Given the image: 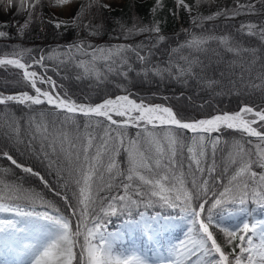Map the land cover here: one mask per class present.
<instances>
[{"label":"snow or ice","instance_id":"6c2138e0","mask_svg":"<svg viewBox=\"0 0 264 264\" xmlns=\"http://www.w3.org/2000/svg\"><path fill=\"white\" fill-rule=\"evenodd\" d=\"M47 2L52 7L63 8L75 0ZM214 2L195 0V7L198 9L201 4ZM0 3L6 4V11L15 7L17 15L27 13L24 23L18 26V31L23 34L37 17L36 9L43 5L44 0H0ZM259 3L264 7V0H259ZM174 4L176 9L190 14L194 10L186 0H174ZM163 7V0H155L151 9L153 19L149 24H144L138 16L132 17L130 26L120 22L122 33L127 37L147 33V38L152 41L147 47H156L166 40L161 31V21L156 19L158 10ZM93 8L100 12L110 9L111 5L101 0H88L80 5L70 21L49 22L54 23L57 29L71 25L91 28L90 35H99L102 24L84 23L86 15H93ZM241 10L249 13L259 11L255 3L235 0L232 10L219 9L206 16L197 11L191 19L196 27H202L203 21L226 16L229 11L236 16ZM169 11L178 16L174 9ZM8 26L7 22L0 23V28ZM237 32L258 37L260 46L243 47L239 37L230 34L217 37L202 33L193 34L180 47L205 55L211 52L224 62L220 51L210 47V42H218L224 53H231L234 57L226 62L229 72L235 75L239 68L238 81L253 92L259 89L264 100V55H261L264 51V23H242ZM7 35L0 31V37ZM87 47L91 49V58L75 61V67L82 69V74L76 77L78 80H107L105 72L97 66L98 61L104 62L108 73L116 71L124 76L127 72L120 73L114 66H124L131 71L129 54H134L142 64L150 63L147 56L141 55V50L146 47L144 43ZM68 48L69 52L63 54L68 63L74 60L70 55L72 49L87 54L82 41ZM175 51L177 49H173ZM31 52V49H20L0 55V67L11 66L20 70L17 85L30 86L35 92L34 95L28 91L0 93V105L7 108L9 102H14L27 106L33 113L28 119L30 138L27 146L34 150L32 145L39 141V150L48 160L49 168L54 169L58 180L63 181L59 187L64 189L62 199L70 209V215H65L41 193L24 187L23 177L18 183L0 180V213L8 214L6 218H0V256L15 257L11 261L0 260V264H264V219L254 218V210L248 208L249 203L264 208V171L253 170L254 165L264 169V107L257 109L245 103L235 112L223 111L196 119L185 118L180 111L162 104H146L144 100L138 103L129 95L108 96L99 103H78L66 90L61 95L52 77L30 70L34 64L47 67L43 55L32 59L29 64L26 58L31 59ZM47 59L65 63L61 54L55 52H50ZM181 59L187 67L176 66L179 76H192L196 67L201 71L206 67L198 56ZM208 59L211 60L212 56ZM144 71L147 74V67ZM151 71L162 75L163 71L171 73L172 68L162 70L153 67ZM254 71L255 76L252 75ZM38 82L49 85V89L38 86ZM229 82L233 87L237 84V80ZM216 83L207 81L210 87ZM85 99L90 101L91 97L86 96ZM45 104L56 111H36L34 106ZM78 113L86 120L83 132L76 119ZM113 114L126 118L116 120ZM98 118H105L108 126L105 127L104 121ZM94 119L95 127L103 128L102 135L93 134L90 130L93 125L88 122ZM7 124L19 131L16 121ZM157 124L165 127L157 131ZM148 125H152L151 130ZM129 126L141 129L136 138L128 136ZM224 129L238 131L241 139L233 141L234 150L218 163L216 151L220 137L213 138L212 134ZM181 130L193 133L190 143ZM251 137L260 142L255 145V152L245 146L252 143L247 139ZM121 151L126 153V168L117 160ZM0 156L50 187L40 172L19 163L8 151L0 149ZM2 171L8 172L9 169ZM56 195L61 196V192L56 191ZM38 204L47 210L37 211ZM156 207L161 211L148 213L147 209ZM141 208L145 210L140 211ZM177 209L178 216L166 214L167 210ZM122 216L127 217L122 221L123 231H109L111 218ZM235 216H242V219L226 222ZM72 217L76 218L75 226ZM177 220L186 222L187 230L183 239L174 241L169 234L176 227ZM213 229L223 234L231 251H225ZM125 234H139L152 247L139 249L133 243L129 248H119L117 241L122 240ZM77 248L80 249L79 254L75 251Z\"/></svg>","mask_w":264,"mask_h":264},{"label":"trees","instance_id":"16d2710c","mask_svg":"<svg viewBox=\"0 0 264 264\" xmlns=\"http://www.w3.org/2000/svg\"><path fill=\"white\" fill-rule=\"evenodd\" d=\"M150 1H145V2H129L122 6L121 8L114 9L109 11V17L107 22L105 23V31L103 33H100L97 35L98 37H102L104 40L102 42L108 43L109 41H114L118 42L119 40H123L125 38V35L122 33L120 29V22H125L127 25H131L132 23V17L138 16L142 19L144 24H149L151 20L153 19L152 12L150 9ZM164 7L162 10H158L156 14V19L161 21V30H163L162 34L166 36V40L163 42H160L156 47L149 49L147 45L152 43L147 37V33H143L140 35H136L135 40L131 41L134 45H138L141 43H144L146 47H144L141 51V55H144L146 53L149 57H153L155 60H157V64L154 66H148L147 69V74H145L144 69L146 66L144 65H139L138 67L132 66V70L128 71V69L124 66L122 68L118 67L120 73L127 72V76L117 74L116 71L112 73H108L106 67H104V62L99 61L97 62V66L102 69H105L103 72L107 75V80H104L103 82H97V83H105L108 81L112 82H117L118 85H121V87H115L113 88L110 92L108 93H102L96 97L101 99L103 96L107 94H115L118 92H130L133 95H141V96H150L148 100H166L165 93H174V94H183L181 98H184V96H189L190 98H194L198 100V106L204 105L205 109L204 110H197L192 114L188 113H182L180 111V107L177 105V103L173 100L170 102V104L173 106L175 111H180L185 118H196L198 116L202 115H207L211 114L215 111L218 110H236L240 107L241 104L243 103H249L253 105L256 108L259 107H264V100L261 99V91L257 89L256 91H252L251 89H248L249 92L245 93L243 97L238 96L235 94L236 92L234 91L235 87L230 84V80H237L238 86H244L243 83L238 81V76H239V68L236 69V74L232 75L228 68H227V61H231L234 57L231 53H224L223 51V46H218V42L212 41L210 42V47L212 49H216L220 51L222 54V58L224 62H221L220 59H216L213 53L209 52L207 55L203 53H196L194 49H188L187 47L181 49V45H184L186 41L191 39V36L194 35H200V34H207V35H214V36H223V35H229L233 34V37H239L240 43L242 44L243 47H259L260 46V41L258 37H250L247 36L246 33H238L237 30L240 28H235L234 33L227 31V28L224 27V25L228 26L229 23H237L241 22L242 18H247L244 15H241L244 13V10H241V13L236 16L231 15V11H229V14L226 16H221L217 17L212 21H203L202 27H196L194 23L187 22L185 19H183L184 23H189L186 24L188 26V29L186 28L185 30H179L178 33H176L177 41L174 44L169 45L168 44V39L170 37V34H167V30H170L173 27H177V23L175 21V18L169 10L172 8L173 9V0H164ZM234 8V4H228L225 9L232 10ZM211 13V12H210ZM208 13H201L202 15H209ZM255 13H257L255 15ZM250 15L249 18H260L261 20L264 21V7L260 8L259 11L254 12V13H248ZM251 20V19H250ZM221 22V24H219ZM222 26L223 28L220 30L219 26ZM37 23L34 26L33 29H36ZM2 29V28H1ZM11 33L13 34L12 38L6 36L5 38H8V40L5 39H0V54H5V53H11L13 50L19 51L22 49L23 45H28L24 46L27 49L32 50L31 59L32 56L35 54H42L44 53L45 56V61L49 65L50 63H54V59H47V56L50 52H55V48L61 49V43L55 41L58 38H64L67 37V39L64 40L65 43H69L70 45H73L77 42L75 40H81L85 46L88 45V42L84 38L83 35L81 36H72L75 33V29L72 26H67L64 27L62 26V30L59 31L57 34H48L46 37L49 42L46 44H31V37H28V35L24 38L19 37L13 29H11ZM166 33V34H165ZM29 34V32H28ZM86 37V36H85ZM123 37V38H120ZM101 38V39H102ZM252 41L253 44H250L248 42ZM50 42H53L50 44ZM63 42V43H64ZM94 46V45H93ZM53 48V49H52ZM173 49H177V51L173 52ZM61 51V50H58ZM145 51V52H144ZM86 52V49H85ZM164 55V57L159 58L160 55ZM131 55V54H130ZM261 55H264V51L261 52ZM146 56V55H144ZM147 56V57H148ZM192 57V56H198L199 60L206 66L203 71L199 67H196L194 69L195 75L192 76H179L177 74V65L187 67L186 63L184 60L181 59V57ZM208 56H212V59L209 60ZM148 57V58H149ZM162 60L163 62L162 65L165 63L170 64L172 63V71L171 73L167 71H163L162 75H156L154 72L151 71L153 67H159L160 69H167V66H159L160 62L159 60ZM27 61L30 60L29 58H26ZM150 60V59H149ZM151 62V61H150ZM65 63L68 65H72V63H68L67 59L65 60ZM141 63V62H140ZM166 64V65H167ZM66 66V65H65ZM143 67V68H141ZM257 66V71H258ZM124 69V70H123ZM5 70H14L15 73L17 74L19 70L12 68L11 66H8L7 68L5 67H0V73L4 72ZM51 72L55 74V76L58 78L57 74L55 71L51 68H49ZM223 74V75H222ZM253 76L256 75V71L252 73ZM94 79V78H93ZM208 80H214L217 81V83L213 86H208L207 81ZM245 81H247V76L245 77ZM256 83H260L259 81H256ZM17 84L15 85H4L0 82V90H5V91H15L19 89H28L32 90L30 86L25 87L22 84L16 87ZM138 87V89H146V90H153L157 91L159 93H164L162 94H156V93H144L139 90V92L136 90H133V87ZM223 89L229 90L227 93L224 92ZM231 90V91H230ZM139 93V94H138ZM139 95V96H140ZM180 96V95H179ZM221 98H227L229 100V104H222L221 103ZM233 98V101L231 100ZM203 99H206L203 103ZM193 100V99H192ZM91 101H97L96 100H91ZM36 108V111L39 112L41 109L47 110V111H56L53 109L51 106H34ZM40 109V110H37ZM31 115H33L32 112L29 111L27 106L25 105H17L14 102H9V105L7 108L3 105H0V149L4 151H8L18 162L26 163L33 168H37L41 174L48 180L50 185L62 192L64 194V189L60 188L59 185L52 182L49 176H55L57 177L56 171L54 169L49 168L44 169L42 167V164L47 161L48 165V160L44 158L42 153L39 150V141H37L36 145H32V149L34 150H29L28 146H25L24 142H19L14 133V128H9L7 122L13 121L15 118H29ZM76 119L78 121L84 120L85 118L81 114L76 115ZM102 121H104V125L109 124L108 121L104 118H98ZM95 120V119H94ZM115 128V126H112ZM150 130L152 129V126H147ZM165 126H157V131L160 129L164 128ZM100 129V128H96ZM17 131V130H16ZM141 131V129H138L133 126H129L128 128V136L130 138H136L137 132ZM221 132H227L232 135V138L228 143V151L231 148L233 149V142L232 140H237L241 139V133L236 132L234 130H229V129H224ZM213 133L212 136L215 138L216 136H220L222 134L226 135V133ZM182 135L186 138L187 142L190 143L191 139L193 137V133H189L186 130H181ZM28 139L29 134H27ZM247 139H254L253 137L247 138ZM28 141H26L28 145ZM253 145V146H252ZM252 145H247V148H251L253 152H255V146L252 143ZM220 147V144L217 145V151H216V158L219 156V150L218 148ZM185 156H187V149L185 148L184 150ZM208 154H209V163L211 162V146L209 145L208 147ZM124 155L122 159H120V156ZM121 155L117 157V160L120 159V163L122 166V162H126V153L121 151ZM218 157V163L219 161ZM258 168V167H257ZM3 169H9L8 172H3ZM254 170V169H253ZM48 173H47V172ZM264 171V169H261L259 172ZM23 177V183L24 187L26 188H31L34 189L35 191L41 193L44 197V199L52 201L53 203L57 204L59 208L65 212L67 215H70V211L67 207V204L62 201L60 196H57L55 193H53L48 187H46L43 182L40 181L38 177L35 176H30L29 174L23 173L21 169L15 168V166L11 165V162L8 161L6 158L0 156V180H3L5 182L9 183H18L21 182L20 178ZM63 183V181H61ZM68 195H71V193H68ZM248 208L250 210H254L253 213H259L260 208L259 206L255 204L249 203ZM38 210L45 211L47 210L46 208L40 206L39 204L37 205ZM144 209V208H141ZM150 211H153L154 209H147ZM173 210H167V212H171ZM178 212L179 210H175ZM259 211V212H258ZM116 218V217H112ZM73 219V218H72ZM225 251H228L227 248H225Z\"/></svg>","mask_w":264,"mask_h":264},{"label":"rangeland","instance_id":"374dc122","mask_svg":"<svg viewBox=\"0 0 264 264\" xmlns=\"http://www.w3.org/2000/svg\"><path fill=\"white\" fill-rule=\"evenodd\" d=\"M145 1H150L151 2L150 3V9H152L153 5L155 4V0H101L102 3L110 4L111 8L110 9H103L100 12H97L96 9L93 8L92 9L93 15L92 16L86 15L85 18H84V23H88L89 21H91V23L93 25L102 24L103 27H102L100 33H103L105 31V25H106L105 23L107 22L108 17H109V11L121 8L122 6H124L125 4H127L129 2H145ZM87 2H88V0H75V2L70 5L69 9L67 11H64V9L61 8V7H52V6H50L48 4L47 0H44L43 5L40 6V7H37V9H36L37 17L33 20L31 25L29 26V28L26 29L23 34H21L18 31V26L20 24L24 23L25 19L27 18V13H21V14L17 15L15 7L11 8L8 11H6L5 10L6 7H7L6 4L0 3V23L7 22L10 25L8 27H2V29L0 28V31H5L6 33H8L7 36L12 38L13 34L11 33V29H13L14 32L21 38H24L27 35H28V37H31L32 38L31 42H30L31 44H34V43L46 44L47 42H49V40L46 38L48 36V34H51V33L57 34L59 31L62 30V27L57 29L55 27L54 23H50L49 21H52V20H59V21L67 20V21H70L71 18L73 16H75L76 12L79 10L80 5L81 4H86ZM186 2L188 4H190V5H193V9L194 10L192 11L191 14L188 11L176 9V6H175L174 0H173V4H174L173 9L178 13V16H174L173 15L174 18H175V21L177 23V27H173L170 30H167V34H170V37H169V39L167 41L169 45L174 44L177 41L176 33H178L179 30H185L186 28L188 29V26L186 24H189V23H184L183 19H185V20L187 19L186 21L190 22L192 24L193 21L191 19V16H195L197 14V11L200 14L201 13H208V12L212 13V12H215V11H217L219 9H225L229 3L235 5V0H215L214 3L201 4L199 6V8L197 9L195 7V0H186ZM248 2L255 3L257 9L262 8V5L259 3V0H240V3H248ZM163 3H164V0H163ZM248 13L249 12L244 11V13L241 14V15H244L245 17H247V18H242L241 22H237L236 24L230 22L228 26L224 25V27L227 28V31H230V32L234 33V29L235 28H240V25L242 23H244V24H246L248 22H252V23H256V24L264 23V21L261 20L262 19L261 16H260V18H254V17L249 18L250 15ZM252 13H254V12H252ZM256 14L257 13H255V15ZM134 16H135V14H134ZM36 23H37V27H36V29H33L34 26L36 25ZM219 24H221V22H219ZM163 27L161 26L162 29H163ZM73 28L75 29V33L72 36H81V35H83L84 38L86 39V41L88 42V45H92V46L94 45L93 47H98V46L110 47L112 45H118V44H131V45H134L133 43H131V41L135 40V38H136L135 36H131V37L125 36V38L123 40H119L118 42L109 41L108 43H105V42H102V40H104L102 37H101L102 38L101 39L97 35H95V36L90 35V32L92 31L91 28H84V27H80V28L73 27ZM222 28L223 27L220 25L219 29L221 30ZM161 31L163 32V30H161ZM28 32H29V34H28ZM230 35L233 36V34H230ZM67 37L58 38L55 41V43H57V42L61 43V49L55 48L54 51L56 50L55 53L61 54V59H63V60L67 59L63 54L69 52L68 46L70 44L64 42V40L67 39ZM120 38H123V37H120ZM0 39L8 40V38H5V37H0ZM75 42L78 43V42H81V40H75ZM246 42H248V41H246ZM51 43H53V42H50V44ZM248 43L253 44L252 41H250ZM24 46H28V45H23V47H22V49H27ZM87 46H85L86 53H87L86 55L82 54L80 52H76L75 49H72L70 55L74 57V60H73V63H72L71 66L66 64V63L62 64V63H60L59 60L54 59V63H50L51 65H49L46 62H44L45 65H47L46 68L45 67H41L40 65H35L34 64L31 69H33V71H37L38 73H40L42 75H45L46 77L50 76L55 81L57 80L56 81L57 91H59L61 93V95H63V92L66 90L68 92L69 96H71L73 99H75L77 101H88V102H90L91 100H96V99L98 100V98H100V97H96V96H98V95H100L102 93L110 92L113 88L117 87L118 83L115 82V81L114 82L108 81V82H105V83H97L99 81H96L93 78H85V79H81V80L76 79V77L78 75L82 74V69H78V68L75 67V61L76 60H81V59L88 60V59L91 58V49L88 48ZM58 50H61V51H58ZM31 54H32V52H31ZM41 55L44 56V53L35 54V55L32 56V59H39V57ZM144 55L148 56L146 53H144ZM162 57H164V55L161 54L159 56V58H162ZM159 58H158V60H159ZM215 58L219 59L216 56H215ZM32 59H30V61L28 60L29 64L32 63ZM149 59H150L149 61H151V62L148 63L147 65H145V64L140 63V61L136 60L134 54H131V55L129 54V62L132 64V66H135V67H138L139 65H144L146 67L151 66V65L154 66L158 62L152 56L149 57ZM159 62H160L159 66H162V67L167 66V68H169V67L173 68L172 63H170V64L165 63L164 65H162L161 62H163V61L159 60ZM117 66L119 68H122V66H120V65H117ZM51 67L55 71V73L57 74L58 78L55 76V74L53 72H51L49 70V68H51ZM141 68H143V67H141ZM104 70L105 69H102V71H104ZM17 79H19V77L17 76V74L15 73L14 70H5L4 72L0 73V82L2 84H4V85H15V84H17L16 83ZM18 86L19 85H17L16 87H18ZM38 86H40V87H42L44 89H49V87H50L47 84H43L42 85L39 82H38ZM132 89L135 90V91L137 90L138 92L140 90V91H142L144 93H149L150 92V93H156V94H162V95L164 94V93H159V92L153 91V90L138 89L137 86L133 87ZM19 90H21V89H19ZM222 90L224 92H226V93L229 91V90H226V89H223V88H222ZM3 91H5V90H3ZM15 91H17V90H15ZM234 91L236 92L235 94H237L240 97H243L245 93L249 92V90L246 89L244 86H238V85L235 86ZM165 94H166L165 95L166 100H162V101L164 103L168 104V105H171L170 102H172L171 99H173L177 103V105L180 107V111L182 113L192 114V113H194L197 110H204L205 109L206 104H204L205 103L204 101L206 99L201 100V101H203L202 104H204L203 108H201L200 106H198L199 105L198 104V100L194 99L192 97L190 98L189 96H184V98H181V97H183L182 96L183 94L182 95L181 94H174L172 92L171 93H165ZM109 95H113V93L112 94H107V95L103 96V98L106 97V96H109ZM139 95H137V96L134 95V97L139 98V99H144L147 102L148 101H153V100H148L150 98V96H141V95L139 96ZM86 96H90L91 100L89 101V100L85 99ZM220 100H221L222 104H229L230 103L227 98H221ZM231 100L233 101V98H231ZM156 101H158V100H156ZM44 106H48V105L45 104ZM251 106H253V105H251ZM259 108H261V107H259ZM37 110H40V109H37ZM125 118L126 117H120L119 120H122V119H125ZM28 119L29 118H25V117H22V118L18 117V118L13 119V121L17 122L18 129H19V131L17 132L16 128H14V133L17 136L16 139H18L19 141H23L25 146H27L26 141L29 140L28 137H27V134H29V132H28ZM78 122L80 124L81 132H83L84 131L83 125L86 122V120L84 119V120H81V121H78ZM95 122H96L95 120H92V121L88 122V123L93 125V128L90 129V130L93 131V134L102 135L103 134V128L96 129ZM105 127H107V125H105ZM236 132H238V131H236ZM221 133H226L227 136H229V137L226 138V135H224V134H222L221 137L219 136L220 137V142H219L220 147L218 148V150H219L220 153H219V156H217V158H216L217 161H218V157L220 159L219 161H221L223 158L227 157L229 151H233L234 150V149L231 148V150L229 149V151H228V147L229 146H228V143H227V142H229L231 140L233 134L231 135L230 133H227V132H221ZM113 135H114V133H113ZM253 138L254 139H252L251 141L254 144V146L256 144L260 143L255 137H253ZM237 140H240V139H237ZM233 141L234 140H232L231 142H233ZM36 143L34 145H36ZM252 143L251 144H246L245 146L252 145ZM122 157H124V155H121L120 159H122ZM120 159L118 161H120ZM253 159H255V156H253ZM20 163H22V162H20ZM46 163H47V161L42 164V167L44 169H48V165ZM22 164H24L25 166H28V167H32V166H30V165H28L26 163H22ZM122 167L123 168L127 167V164H126L125 161L122 162ZM257 167L258 166L254 165L253 169H254V171L259 172L261 170V168H259V167L257 168ZM33 169H34V171L40 172L37 168H33ZM49 177H50V179L52 180L53 183H55L54 181H56L57 185L61 184V181L58 180L57 177H55V176H49ZM49 182H48V184L50 185ZM48 188L55 194H56V191H58V190L54 189L51 185ZM62 195L63 194L61 192V196H60L61 199H62ZM62 201H64V200L62 199ZM55 205L57 207H59L57 204H55ZM36 210L40 211V210L37 209V207H36ZM69 211H70V209H69ZM142 211H144V210H142ZM64 214L67 215L65 212H64ZM149 214H151V213H149ZM167 214H171L172 216H178L179 215V214H176V213H167ZM0 216H2L0 218H6L8 216V214L0 213ZM72 218H73L72 219L73 226H75L76 218L75 217H72ZM254 218H256V219H264V210H263V213H262L261 217H254ZM241 219H242V216H235V217L230 218L226 222L232 223V222H235V221L241 220ZM123 220H121L120 223H122ZM175 224H176V227L169 234V236L174 241L176 239H183L184 232L187 230L186 222L181 221V220H177V221H175ZM111 230H114V229H111ZM216 232L220 234L219 239L221 240V242L226 244L223 234L221 232H219L218 229H216ZM81 240H82V238H81ZM133 243H135L136 247L139 248V249H145V248H148V247H152V245L148 244L146 239L143 236L139 235V234H135V236L134 235L133 236H129V235L125 234L123 236L122 240L117 241V245H118L119 248H129V247H131V245ZM227 249H229V251H231V249L229 247ZM79 251H80V249L78 248L76 250V252L79 254ZM237 251H238V249H237ZM147 254L149 256H151V253H147ZM74 264H75V262H74Z\"/></svg>","mask_w":264,"mask_h":264},{"label":"bare ground","instance_id":"6f19581e","mask_svg":"<svg viewBox=\"0 0 264 264\" xmlns=\"http://www.w3.org/2000/svg\"><path fill=\"white\" fill-rule=\"evenodd\" d=\"M69 8H70V5H65V6H63L64 11H67ZM30 70L33 71V69H30ZM19 92H20V91H19ZM122 95H129V94L127 93V94H122ZM109 96L112 97V98H115V96H112V95H109ZM107 97H108V96H106V97H104V98H107ZM130 98L136 100L135 98H132V97H130ZM102 99H103V98H102ZM136 101L139 103L141 100H136ZM144 102H145V101H144ZM145 103L147 104V102H145ZM151 104H162V105H164V106H168V105H165V104L162 103V102H153V103H151ZM169 107H170V106H169ZM215 114H217V113H215ZM215 114H212V115H215ZM208 116H211V115L207 114V115H204V116H202V117H200V118H206V117H208ZM200 118H198V119H200ZM153 211H161V209H159V207H156ZM0 217H2V216H0ZM123 219H126V218H125L124 216L120 217V218L118 219L117 222H114V223H113V226H111V227L108 228V230H109V231H115V230H117V229H120L121 231H123V228L121 227L122 223H120L121 220H123ZM111 229H114V230H111ZM14 258H15V257H13V256H7V257L0 256V260L7 259V260L11 261V260L14 259Z\"/></svg>","mask_w":264,"mask_h":264},{"label":"water","instance_id":"95a60500","mask_svg":"<svg viewBox=\"0 0 264 264\" xmlns=\"http://www.w3.org/2000/svg\"><path fill=\"white\" fill-rule=\"evenodd\" d=\"M190 131V130H189Z\"/></svg>","mask_w":264,"mask_h":264}]
</instances>
